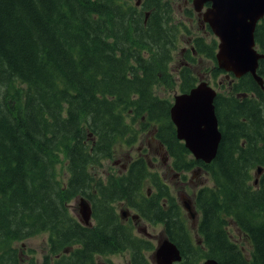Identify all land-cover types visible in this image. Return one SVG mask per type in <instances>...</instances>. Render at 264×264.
<instances>
[{"label": "trees", "instance_id": "1", "mask_svg": "<svg viewBox=\"0 0 264 264\" xmlns=\"http://www.w3.org/2000/svg\"><path fill=\"white\" fill-rule=\"evenodd\" d=\"M173 9L172 0H0V264H38L13 244L40 232L49 236L40 264H95L122 250L127 264H150L145 252L154 243L121 221L118 200L140 219L164 223L182 255L176 264H264V58L257 69L263 87L248 73L228 79L215 61L216 39L195 36L178 52L174 81L182 23ZM183 12L193 18L192 8ZM254 36L264 53V19ZM200 59L210 61L204 71L195 67ZM204 77L218 89L221 133L209 164L177 138L172 103L153 88L177 85L185 93ZM131 121L139 131L154 127L175 171L199 167L213 182L193 191L195 242L181 206L142 156L117 177H94L92 165L112 156L116 138L137 139ZM61 157L64 183L55 176ZM145 180L156 187L149 195ZM78 194L92 204L91 227L70 215L67 203Z\"/></svg>", "mask_w": 264, "mask_h": 264}, {"label": "water", "instance_id": "2", "mask_svg": "<svg viewBox=\"0 0 264 264\" xmlns=\"http://www.w3.org/2000/svg\"><path fill=\"white\" fill-rule=\"evenodd\" d=\"M193 9H201L209 3L203 12V22L207 23L212 33L218 38L215 60L224 71L241 77L249 72L256 83L261 86L262 78L256 71L260 58L264 54L255 48L254 32L259 20L264 19V0H191ZM212 85L200 80L188 92L174 95L171 105L170 120L176 127V135L194 158L210 163L215 157L221 139L218 121L214 109ZM257 170V175L260 174ZM256 183V180H255ZM185 207L189 217L196 221L197 213L191 200ZM91 207L86 203L82 210L81 221L87 224L90 220ZM194 221V222H195ZM157 246L154 255L157 264H172L181 260L178 247L167 238ZM152 257V260H153ZM202 264H217L212 258L204 259Z\"/></svg>", "mask_w": 264, "mask_h": 264}, {"label": "rangeland", "instance_id": "3", "mask_svg": "<svg viewBox=\"0 0 264 264\" xmlns=\"http://www.w3.org/2000/svg\"><path fill=\"white\" fill-rule=\"evenodd\" d=\"M135 1L136 0H132V3H134ZM172 2L174 3V9H173L174 22L182 23L181 25L182 29L179 31L177 37L178 39L177 49L174 52V58H172V61L170 62V73H169L172 75L174 81L178 82L177 70L180 66H182V58H181L182 56L180 55V53L178 54L179 50L183 49V47L188 48L190 42L193 40V37L195 36H200L202 38H205L206 42L210 41L211 38L214 36L212 35L211 30L209 31L207 29V26L204 25L202 18L203 17L202 13L205 12L206 8L209 6V3H207L201 9V11H196L193 9V4L191 1L183 2V0H172ZM136 4H138V1L136 2ZM185 6L192 8L193 18L190 19V16L183 12ZM208 66H210V61L204 59H200L199 62L195 65V67L201 68L203 69V71L204 68ZM202 79H204L205 81L208 80L209 82L207 81V83L212 85V81L210 79H206V77ZM212 86L214 87V85ZM175 87L171 89L161 84L153 88L155 89L156 92L159 93L160 97L163 96L166 99H169L171 103H174V95L181 93L178 92L177 85ZM10 89L14 90V86L10 87ZM215 90L217 91L218 89L215 88ZM0 101H2L1 97H0ZM130 125L134 126L135 129L139 131L140 125L138 124V121H131ZM153 128H151V126L148 125L142 131H139V134L137 135V139L132 142H129V140L126 141L121 138H116L113 145L112 156L104 160L101 159L102 161H100V163L97 162L92 165L93 167H95V169L93 170L94 177L95 178L100 177L101 179H103V182H105L109 174L117 177V175L121 170V164L125 162L128 155H130L131 157H137L142 154L145 155L149 149L152 153L157 152L156 150V148L158 147L157 141L152 136ZM159 151L157 152L156 155L159 160H162L161 157H163L164 160H162V163L166 162L167 160L166 157L170 159V157L164 153L163 148L159 149ZM60 159L61 161L57 163L55 176L60 183H64L68 178L69 172L67 171L65 166L66 161L65 160L63 161L64 158L61 157ZM168 163L171 164V159L169 160ZM170 167L171 168L158 167L155 170L156 171L159 170L157 171V173L160 178L163 177V179L161 178V180L165 183H168L167 185L169 189V194L174 197L176 204L181 206L182 217H184L187 220L186 221L187 229L189 230L192 240L194 241V239H198L195 226L199 221L200 216L198 214V211H197L196 221H195V217L190 218L188 216L189 212L184 206L186 201L188 200L185 198L187 197L189 200H191L192 206H194V209L196 210L197 207L193 205V201H194L193 191L197 190L199 187L203 185L211 186L213 182L210 180L209 175H207L203 171H201V173L200 172L194 173L195 170L192 169H190L189 171H184V170L175 171L172 168V166ZM253 172L257 173L256 169ZM143 184H144L143 190H145V188H149V186L151 185L145 182ZM86 203H89V199L86 198L85 195L78 194L75 195V197L73 196L72 198H70V200L67 203L69 207L70 215L75 218V216H77L76 214L79 212V214L83 216L82 208ZM114 209L116 210L117 215L120 216V219L121 217H126L127 213L130 214V216L131 214H135L132 208L130 209L127 208V206L123 203V200H119L118 203H115ZM123 213H125V215H123ZM133 218L134 217H132V219ZM132 230L139 236L147 237L151 243L155 244V248L153 251L151 250L145 252L148 258L155 256L154 252L157 246L162 241L161 239L164 238L162 237L164 235H161L162 223L152 224L145 220L138 219V221L134 222V227ZM48 240H49V236L47 232H40V233H36V235L34 234L33 236H29L28 238H25L21 241L14 242L13 246L25 250L26 253H29L31 251V255H35L36 259L39 261L38 264H40L41 259L43 258L42 256L46 254L48 251L47 248L49 243ZM126 251L127 250H122L120 251V253H116V254L113 253L111 255H108L107 256L108 258L106 256H97L96 263L105 264V263H109L110 261L111 262L114 261L115 263L126 264L127 261L129 260V255ZM152 263L157 264L156 258L153 257Z\"/></svg>", "mask_w": 264, "mask_h": 264}, {"label": "flooded vegetation", "instance_id": "4", "mask_svg": "<svg viewBox=\"0 0 264 264\" xmlns=\"http://www.w3.org/2000/svg\"><path fill=\"white\" fill-rule=\"evenodd\" d=\"M157 145H158V147L156 148V150H157V152L159 151V149H161V148H163L160 144H158L157 143ZM163 150H164V153L166 154V152H165V148H163ZM150 151V149L148 150V152L144 155V154H142V155H140V156H142V158L144 159V160H146V162H147V165H148V168H149V170L151 171V172H156L157 173V171H159V170H155L156 168H158V167H163V168H165V167H168V168H171L170 166L172 165V164H170V163H168L169 162V160L170 159H168L167 157H166V162H164V163H162V160H164L163 159V157H161V159L162 160H159L158 159V157H157V152H155V153H152L151 151ZM160 152V151H159ZM153 154V155H152ZM158 154H160V153H158ZM140 156H137V157H140ZM134 157H131L130 155H128L127 156V158H126V162H124V163H122L121 164V170H120V172H125L126 171V169H127V166H128V163L130 162V161H132V159H133ZM165 158V157H164ZM161 161V162H160ZM171 161H172V159H171ZM158 162H160V163H158ZM153 170V171H152ZM192 170H195V172L194 173H201V171H202V169L201 168H195V169H192ZM119 172V173H120ZM161 175V174H160ZM162 179H163V177H161ZM162 181V180H161ZM145 183H147V184H151L150 186H149V188H145V192L149 195L150 193H153L154 191H155V189H156V187H155V184H153V182L151 183L150 182V180H145ZM163 183H165V182H163ZM146 184V185H147ZM168 183H166V185H167ZM145 185V186H146ZM168 186V185H167ZM155 187V188H154ZM119 201V200H118ZM118 201L116 202V203H118ZM123 203H125L124 201H123ZM89 205L91 206L92 204H90L89 203ZM128 207V206H127ZM129 208V207H128ZM91 209H92V206H91ZM90 209V210H91ZM130 209V208H129ZM134 213V212H133ZM92 214H93V211L91 210V217H90V221H88V223L87 224H84L82 221H81V215L79 214V212L76 214L77 216H75V218H76V220H77V223H79L80 225H83V226H87V227H91L92 226V224H93V222H92V219H93V216H92ZM123 215H125V213H123ZM132 217H134L133 219H132ZM137 217V218H136ZM138 219H140L138 216H137V214L135 213V214H131V216H130V214H128L127 213V216L126 217H121V220H125L126 221V223H132V225H133V227H134V222H136V221H138ZM140 220H145V219H140ZM145 221H147V222H150V223H152L150 220H145ZM155 223H162V233H161V235H164V236H162V237H165V238H167L168 239V236H166L165 235V231H163V229H164V223L163 222H155ZM155 223H152V224H155ZM136 234V233H135ZM136 235H138V234H136ZM139 236V235H138ZM142 237V236H141ZM143 238H144V236H143ZM146 239H148L147 237H145ZM149 240V239H148ZM154 246H155V244H154ZM155 248V247H154ZM154 250V249H153ZM127 253H128V255H129V252L128 251H126ZM148 257V256H147ZM129 258H130V256H129ZM152 257H150V258H148L149 259V263L150 264H153L152 263V261L150 260ZM129 261V260H128ZM128 261H127V263H128ZM111 262V261H110ZM113 263H115L114 261H113ZM126 263V264H127ZM95 264H100V263H95ZM105 264H108V263H105ZM116 264H119V263H116Z\"/></svg>", "mask_w": 264, "mask_h": 264}]
</instances>
